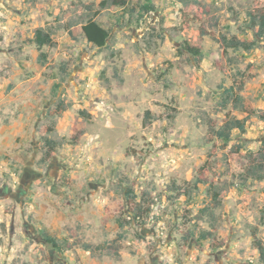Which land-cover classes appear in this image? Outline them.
<instances>
[{"label":"rangeland","instance_id":"rangeland-1","mask_svg":"<svg viewBox=\"0 0 264 264\" xmlns=\"http://www.w3.org/2000/svg\"><path fill=\"white\" fill-rule=\"evenodd\" d=\"M127 1L0 0V264H264L251 238L264 245V180L250 174L263 166L264 37L249 27L264 0ZM89 16L107 47L86 43ZM37 28L53 46L25 43ZM236 96L251 115L224 143L213 132L246 116ZM46 138L58 146L44 162ZM208 159L216 201L206 185L176 196ZM114 240L117 256L82 246Z\"/></svg>","mask_w":264,"mask_h":264},{"label":"trees","instance_id":"trees-1","mask_svg":"<svg viewBox=\"0 0 264 264\" xmlns=\"http://www.w3.org/2000/svg\"><path fill=\"white\" fill-rule=\"evenodd\" d=\"M127 5H128L127 0H101L98 7L100 10H105L110 7L126 8ZM143 11L146 12L144 9ZM131 12L133 13L134 11L132 10ZM249 27L253 31V34L256 38L264 37V8H257L253 11V13L249 14ZM79 30L83 35L86 43L90 44L91 46L97 49H103L107 47L109 32L105 28L101 27L97 23L94 17H90V16L87 17L86 20L80 24ZM25 43H28L29 45H33L38 51H41L43 48L53 46L51 33L42 28L35 29L32 38L25 40ZM226 46L227 48H231V49H242L244 51H249L250 49H252L253 44L244 41H239L237 38L232 37L230 40L227 41ZM183 49L186 50L187 53L193 56L199 55V52L196 49H192L188 46H184ZM44 59H45L44 54H40L39 55L40 64L42 65L44 64L45 61ZM233 94L234 92L232 86L224 91V95H225L224 99L226 100L224 101L225 104H227L229 100L233 99ZM232 103H234V106L236 107L238 106L242 107V111L246 114V116L243 119H237V118L227 119L225 122H223L222 126L218 130L213 132L215 139L223 141L224 143H226L230 139V133L233 130H237L239 133L242 134L245 132V123L251 115V112L247 111L245 106H242L241 97L236 96V98L232 100ZM66 108H67L66 104L63 101H61L56 106L53 114L59 115ZM148 113L149 112H146L145 115L148 116ZM257 118L264 124V112H258ZM47 131L51 132L52 129H49ZM44 145H45V151L42 156V161L46 162L53 157V155L57 150L58 144H56L55 141L46 138L44 139ZM214 153H215L214 149H211L209 156L210 157L214 156ZM257 155L261 163L260 165L263 166L257 167V169L252 167L250 169V174L253 175L257 180H264V141L262 142ZM209 159L198 169V175L194 178V181L187 189H181V188L176 189L177 190L176 196L189 195L191 190L193 189L197 190V187L199 185H206L209 188L208 191L212 197V201L214 202L216 201L217 192L215 190H210L212 188V183L208 178L210 173L208 166L210 162ZM257 170L258 173L255 174ZM131 193H132L131 190H128L126 197H130ZM130 215H131L130 219L133 220L136 219V215L134 214H130ZM120 228H123V226L120 225ZM41 235L44 242L53 249H62V248L66 250L70 249V244H68L65 241L58 240L57 238L51 236L49 232L45 230L42 232ZM251 238H252V245L258 251L260 260L264 263V245L262 241L257 237L255 230L251 231ZM117 239L118 240L122 239L121 234L117 235ZM82 246L85 251H90V252L99 251V254L105 256H117L119 249V246L116 244L115 240L111 244L103 243L92 247L90 244L85 243L82 244ZM221 246L222 244H220V247Z\"/></svg>","mask_w":264,"mask_h":264}]
</instances>
